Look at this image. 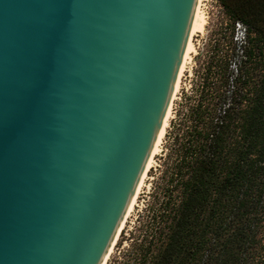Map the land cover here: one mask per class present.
Segmentation results:
<instances>
[{
    "label": "water",
    "instance_id": "1",
    "mask_svg": "<svg viewBox=\"0 0 264 264\" xmlns=\"http://www.w3.org/2000/svg\"><path fill=\"white\" fill-rule=\"evenodd\" d=\"M198 0H0V264H102L165 126Z\"/></svg>",
    "mask_w": 264,
    "mask_h": 264
},
{
    "label": "trees",
    "instance_id": "2",
    "mask_svg": "<svg viewBox=\"0 0 264 264\" xmlns=\"http://www.w3.org/2000/svg\"><path fill=\"white\" fill-rule=\"evenodd\" d=\"M217 1L228 40L214 39L175 125L137 264H264V0Z\"/></svg>",
    "mask_w": 264,
    "mask_h": 264
},
{
    "label": "rangeland",
    "instance_id": "3",
    "mask_svg": "<svg viewBox=\"0 0 264 264\" xmlns=\"http://www.w3.org/2000/svg\"><path fill=\"white\" fill-rule=\"evenodd\" d=\"M206 25L202 34H197L192 38L195 53L191 55L190 62L186 65L180 79L175 100L172 101L170 120L168 121L163 140H161L159 152L153 157V164L146 173L145 181L137 195L135 204L126 218L123 228L119 232L117 239L105 264H137L141 253L140 244L145 245L149 240L156 221L149 220L151 211L156 209L162 199V191L167 184L170 174V166L173 156V135L175 125L181 113L187 108V100L194 96V91L199 82V75L203 70L214 39L220 36L225 42L229 33L223 28L226 18L217 0H208L203 3ZM241 29L236 28L232 33L233 38H239ZM174 130V131H173ZM146 232V236H144ZM144 244V245H143Z\"/></svg>",
    "mask_w": 264,
    "mask_h": 264
},
{
    "label": "bare ground",
    "instance_id": "4",
    "mask_svg": "<svg viewBox=\"0 0 264 264\" xmlns=\"http://www.w3.org/2000/svg\"><path fill=\"white\" fill-rule=\"evenodd\" d=\"M206 1H208V0H198V2H197V8H196V14H195V19H194V24H193V30H192L190 45H189V48H188V52H187V55H186V58H185V61H184V65H183V68H182V71H181V75H180V78H179V81H178V84H177V88H176L173 100H175V95H176V93L178 91L179 84H180V79L182 77L183 71L186 69V65L190 62L191 55L195 53L194 46H193V43H192V38L195 35H197V34H202L203 31H204V27L206 25V17H205V13H204V9H203V7L205 6L203 3L206 2ZM171 106H172V104H171ZM170 114H171V107H170V111H169L165 126L163 128L162 134H161L160 139H159V141H158V143L156 145V148L154 150V153L152 155V158L150 160V163L148 165L146 173L150 169V167H152L151 165L153 164V157L159 152V147H160L161 140H163L162 138L164 136L165 129L167 127L168 121L170 120L169 119L170 118ZM146 173L144 175V178H143V181H142L141 186L139 188V191H140V189H141V187L143 185V182L145 181L144 179L146 177ZM139 191H138L137 195L139 194ZM137 195H136V197H135V199H134V201H133V203H132V205H131V207H130V209H129V211H128V213H127V215H126V217H125V219H124V221H123V223H122V225H121V227H120V229L118 231V234L121 231V229L123 228L124 222H125L126 218L128 217L129 213L131 212V210H132V208H133V206L135 204V200L137 198ZM118 234H117V236H118ZM117 236H116V238H115V240H114V242H113V244H112V246H111V248H110V250H109V252H108V254H107V256H106V258H105V260H104V262L102 264H105L106 260H108L107 258L109 256L111 250H112V247H113V245H114V243H115V241L117 239Z\"/></svg>",
    "mask_w": 264,
    "mask_h": 264
}]
</instances>
